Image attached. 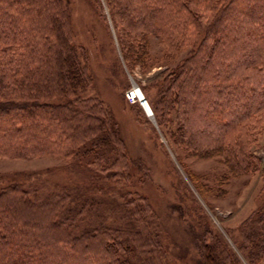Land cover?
<instances>
[{"label": "trees", "instance_id": "1", "mask_svg": "<svg viewBox=\"0 0 264 264\" xmlns=\"http://www.w3.org/2000/svg\"><path fill=\"white\" fill-rule=\"evenodd\" d=\"M111 1L118 14L126 13L123 25L135 35L128 45L120 42L123 52L128 48L129 60L144 54L142 44L136 48V37L167 33L165 25L169 27L174 16H184L192 32L187 41L193 42L204 25L196 50L173 71L172 80L165 81L154 114L162 111L166 117L175 109L184 129L191 117L186 108L190 94L184 87L197 95L201 88L213 90L204 114L215 112L226 122L216 129V138L184 142L197 156L222 157L235 177L258 170L252 135L242 123L264 111V0ZM61 8L58 0H0V157L69 156L83 148L106 158L107 149L111 160L105 166L111 165L119 161L110 124L99 115V103L80 94L88 79L69 41L68 19ZM138 12L142 21L129 18ZM177 35L172 44H180ZM244 57L241 66H229L230 60ZM197 59L207 60V65ZM215 61L217 66L208 71ZM261 168L264 174V165ZM62 194L42 196L37 188L16 183L0 188V264H134L127 255L130 246L119 238L122 226H82L87 201L68 200L67 191ZM243 227V255L257 263L264 254V206ZM197 241L199 249L213 254L209 264H241L233 255H220L222 249L217 252L218 241L210 239L208 229Z\"/></svg>", "mask_w": 264, "mask_h": 264}, {"label": "rangeland", "instance_id": "2", "mask_svg": "<svg viewBox=\"0 0 264 264\" xmlns=\"http://www.w3.org/2000/svg\"><path fill=\"white\" fill-rule=\"evenodd\" d=\"M58 1L66 11L69 41L88 79L80 94L99 103V115L108 119L119 162L105 166L111 160L107 149L106 158L83 148L69 156L0 157V188L16 183L37 188L42 196L67 191L68 200L87 201L83 213H88L87 221L82 226L100 222L122 226L119 238L130 246L127 255L134 264H209L213 254L199 249L197 241L206 229L210 239L218 241L220 255H233L241 264H251L243 255V225L264 206V111L242 123L252 135L251 148L260 167L237 177L229 173L222 157L197 156L184 142L216 138V129L226 122L215 112L204 114L213 90L201 88L197 95L184 87V93L190 94L186 108L191 112L184 129L179 127L181 119L175 109L166 117L162 111L158 115L153 111L165 81L172 80L173 71L203 39L204 25H199L193 42L187 41L192 40V32L184 16H174L169 27L165 25L167 33L135 38L136 48L142 44L144 49L135 61L126 58L128 48L123 52L120 47V42L128 45L135 35L123 25L126 13L118 14L113 1ZM139 17L143 18L142 12L131 13L129 18ZM132 24L137 28V23ZM173 34H179L180 44H172ZM243 59L230 60L229 66H241ZM198 60L207 65V60ZM217 64H210L208 71ZM134 85L151 106V116L139 101L127 99ZM255 264H264V254Z\"/></svg>", "mask_w": 264, "mask_h": 264}, {"label": "bare ground", "instance_id": "3", "mask_svg": "<svg viewBox=\"0 0 264 264\" xmlns=\"http://www.w3.org/2000/svg\"><path fill=\"white\" fill-rule=\"evenodd\" d=\"M132 91H133V96L134 98L137 100H139L141 98V96L143 95L142 90L139 87H136L135 85L132 87ZM144 96V95H143ZM142 106L144 108H146V113L147 110L149 109L151 111V106L149 105V103L145 100V102L142 103Z\"/></svg>", "mask_w": 264, "mask_h": 264}, {"label": "built area", "instance_id": "4", "mask_svg": "<svg viewBox=\"0 0 264 264\" xmlns=\"http://www.w3.org/2000/svg\"><path fill=\"white\" fill-rule=\"evenodd\" d=\"M133 91H132V89L131 90H129L127 93H126V96H127V99L130 101V102H134V101H139L140 102V104L142 105V102H141V99H135L134 98V96H133Z\"/></svg>", "mask_w": 264, "mask_h": 264}, {"label": "water", "instance_id": "5", "mask_svg": "<svg viewBox=\"0 0 264 264\" xmlns=\"http://www.w3.org/2000/svg\"><path fill=\"white\" fill-rule=\"evenodd\" d=\"M141 102L143 103V102H145V98H144V96L142 95L141 96ZM144 108V107H143ZM144 110L146 111V108H144ZM147 115H149V116H151L152 115V111H150L149 109L147 110Z\"/></svg>", "mask_w": 264, "mask_h": 264}]
</instances>
